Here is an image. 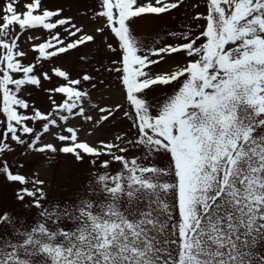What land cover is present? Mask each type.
Segmentation results:
<instances>
[{
  "label": "snow or ice",
  "instance_id": "snow-or-ice-1",
  "mask_svg": "<svg viewBox=\"0 0 264 264\" xmlns=\"http://www.w3.org/2000/svg\"><path fill=\"white\" fill-rule=\"evenodd\" d=\"M184 3L96 0L81 13L91 31L42 0L23 10L20 0L0 3V158L13 145L25 159L42 157L31 178L24 163L14 171L0 159V180L18 184L15 199L35 209L0 212V264H264V0H206V14L166 34L172 43L133 35L137 19ZM26 33L36 54L27 64ZM98 39L107 64L98 60L75 77L44 68ZM181 54L168 69L151 70ZM54 78L43 89L49 110L23 98ZM154 86L172 90L153 102ZM118 113L130 121L126 131L81 138ZM61 155L87 163L86 182L64 200L49 199Z\"/></svg>",
  "mask_w": 264,
  "mask_h": 264
},
{
  "label": "rangeland",
  "instance_id": "rangeland-1",
  "mask_svg": "<svg viewBox=\"0 0 264 264\" xmlns=\"http://www.w3.org/2000/svg\"><path fill=\"white\" fill-rule=\"evenodd\" d=\"M6 0H0V3H4ZM29 2V0H20L21 7L19 10H23L22 5ZM42 3L45 7L55 10L57 8H63L64 16H71L74 18V22L78 25H83L86 30L91 31L94 27L93 23L87 18V16H82L81 13L85 12L90 7L96 6V0H42ZM197 4L198 7L193 8L190 5ZM196 12L206 14V0H185L183 6L178 9L172 10L168 14H163L160 17H145L143 19H137L134 24H132L133 35L145 44H150L154 39L158 37H163L164 43H172L173 38H169L166 34L171 31H183L185 30L186 25L192 24L191 16ZM200 23H204L200 21ZM195 25L193 24V27ZM59 30V29H58ZM62 31V30H61ZM26 33L20 41V46L23 50L28 52L27 58L24 60V63L34 62L35 53L31 49V42L27 41ZM30 34L39 35L42 38L47 37V33L32 31ZM36 43L42 42L35 41ZM100 48L99 39L97 44H89L86 47L81 46L78 50H72L68 54H63L57 58H54L52 64L45 63L44 68L50 69L52 66H59L64 70L69 71V73L75 77L77 72L83 71H93L94 69L100 67V64L97 63L98 60H103L105 64L108 63V60L105 58L107 53L102 49L100 52L97 49ZM85 55L86 60H80V56ZM182 58L181 55H174L173 57L167 58L166 62H161L160 65L151 66V70L155 73L161 70L168 69L169 66L175 64L176 61ZM39 71V67H38ZM103 79H105L106 84L112 83L115 84V81L107 73H103ZM57 83V80L54 78L52 83L44 82L42 89H37L35 87H28L22 93L23 98L28 100L30 105L41 110H49L51 107V102L48 99V93L43 89L51 87L52 84ZM174 87V86H173ZM170 87L164 86H154L152 91L148 92V98L155 102L157 99L162 98L165 94L171 92ZM93 93V102L99 103L101 100V94L98 91L91 90ZM29 93H31L29 95ZM104 103L107 104L110 102L108 100V89H104ZM56 100H60L59 95L55 96ZM79 124L84 128H90V125H84L83 121H80ZM130 121L122 117L121 114H117L115 120H111L105 125L102 129H99L91 137H87L85 132H81L82 139L90 140H99L116 134H120L128 129ZM14 151L11 153H6L4 157L0 159H7L8 162L13 166V170H16L18 163H24L25 167L20 169V171L31 178L32 174L35 172V165L38 161L42 159L39 156H32L28 159H25V156L22 154V150L19 146H15ZM87 163H78L75 162L71 156H59L53 164V172L51 177V190L49 191V199L55 196L58 200H64L71 195L74 188L86 182L87 178ZM113 168L118 167L116 164L112 165ZM18 184H10L0 180V212L9 211L17 215L31 216L35 212V209L32 212L24 209L20 202L15 199L14 189L18 188Z\"/></svg>",
  "mask_w": 264,
  "mask_h": 264
}]
</instances>
